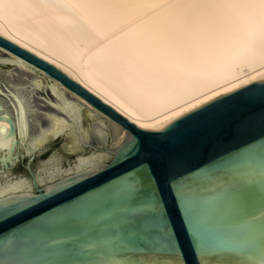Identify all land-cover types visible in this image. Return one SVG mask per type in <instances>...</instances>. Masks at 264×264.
I'll return each mask as SVG.
<instances>
[{"label": "water", "instance_id": "obj_1", "mask_svg": "<svg viewBox=\"0 0 264 264\" xmlns=\"http://www.w3.org/2000/svg\"><path fill=\"white\" fill-rule=\"evenodd\" d=\"M0 123V264H264V81L143 130L0 37Z\"/></svg>", "mask_w": 264, "mask_h": 264}, {"label": "bare ground", "instance_id": "obj_2", "mask_svg": "<svg viewBox=\"0 0 264 264\" xmlns=\"http://www.w3.org/2000/svg\"><path fill=\"white\" fill-rule=\"evenodd\" d=\"M0 37L143 130L264 81V0H0Z\"/></svg>", "mask_w": 264, "mask_h": 264}, {"label": "snow or ice", "instance_id": "obj_3", "mask_svg": "<svg viewBox=\"0 0 264 264\" xmlns=\"http://www.w3.org/2000/svg\"><path fill=\"white\" fill-rule=\"evenodd\" d=\"M47 103L51 104V100L47 101ZM45 119L48 120L50 118H48L46 115ZM6 143L7 142L0 143V148L4 147L6 145ZM133 143H135L134 140L127 143L125 145L124 149H122V152L127 151L128 148H131ZM12 160H14V157L9 155L8 162H11ZM4 163H5V160L3 159V157H0V165H2ZM13 210H14L13 207H10L6 203L0 202V216L7 215L9 212H12Z\"/></svg>", "mask_w": 264, "mask_h": 264}]
</instances>
